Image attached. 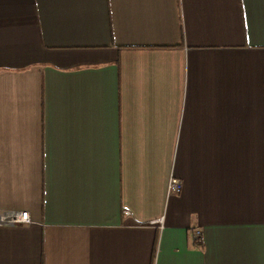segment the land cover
Here are the masks:
<instances>
[{
	"label": "crops",
	"instance_id": "crops-1",
	"mask_svg": "<svg viewBox=\"0 0 264 264\" xmlns=\"http://www.w3.org/2000/svg\"><path fill=\"white\" fill-rule=\"evenodd\" d=\"M2 211L0 264H264V0H0Z\"/></svg>",
	"mask_w": 264,
	"mask_h": 264
},
{
	"label": "built area",
	"instance_id": "built-area-1",
	"mask_svg": "<svg viewBox=\"0 0 264 264\" xmlns=\"http://www.w3.org/2000/svg\"><path fill=\"white\" fill-rule=\"evenodd\" d=\"M182 188L181 182L172 179L168 185L169 192H180ZM124 215H129L128 212H124ZM31 220L28 212H0V226H17V225H27L30 224ZM201 232L196 230L194 232V237L197 240H201Z\"/></svg>",
	"mask_w": 264,
	"mask_h": 264
}]
</instances>
